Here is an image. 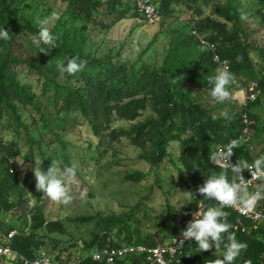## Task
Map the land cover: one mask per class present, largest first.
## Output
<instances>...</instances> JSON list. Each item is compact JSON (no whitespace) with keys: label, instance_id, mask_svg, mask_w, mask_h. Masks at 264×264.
<instances>
[{"label":"rangeland","instance_id":"374dc122","mask_svg":"<svg viewBox=\"0 0 264 264\" xmlns=\"http://www.w3.org/2000/svg\"><path fill=\"white\" fill-rule=\"evenodd\" d=\"M91 1L94 5L90 17L77 14L68 0H19L9 3L8 7L0 3V28H7L11 37L8 41L13 59L9 60V67L15 80L31 95L26 103L13 99L18 120L11 114L0 117V159L3 158L0 178L7 168L12 170L21 190L20 195L10 197L15 206L0 211V241L13 229L28 232L32 211L38 204L42 206L46 222L56 220L64 228L62 232H49L45 227L38 229L39 237L44 240L39 250L64 252L70 257L88 252L85 241L91 239L95 227L94 221H74L76 216L132 213L130 224L136 225L141 238L157 243L168 236L172 227L178 228L179 223L174 220L179 211L187 205L193 206L195 185L179 160V140L169 141L165 146L166 155L155 164L148 157L153 149L149 134L133 137L137 142L124 134L123 130L149 118L156 119L150 107L140 110L133 119L118 118L111 110L110 119L100 117L98 125H93L74 107L61 108L68 91L84 90L81 79L68 74L62 77L58 71L57 65L65 63L68 52L73 54L71 58L82 55L88 60H110L116 65H126L133 72L160 69L175 40L191 34L192 27L209 19L229 30L240 27L239 38L250 45L254 79L264 80V26L256 12L260 8L258 0H170L166 6L163 0H154L162 12L157 22L134 13L129 6L131 0L115 3L113 11L109 7V1L113 0ZM232 14H237V21L228 17ZM242 14L246 19L240 18ZM44 19L48 20L47 27L56 38V48L52 50L49 45L41 44L49 52H40L33 44L40 28L38 21ZM3 49L0 42V59ZM197 72L206 74L203 68ZM238 78L232 83V98L223 103L212 102L209 92L203 93L190 83L183 81L182 87L196 104L212 115L223 117L222 113L226 112L232 119L242 109L233 96H242L238 91L245 90L249 82ZM249 111L255 118H251L249 142L244 148L256 159L264 156V91L250 103ZM111 132L117 137L113 138ZM131 134L135 136V131L131 130ZM9 145H12V154L8 152ZM33 156L43 160L45 171L53 159L61 170L76 165V180L70 186L71 203L51 201L36 190L32 168L27 167L25 171L16 161L25 160V166L34 164ZM130 173L141 177L131 180L127 177ZM82 191L87 193L83 201ZM131 220H137L136 224ZM123 236L124 233L117 237L113 232L109 238L123 243ZM1 264L12 262L3 260ZM119 264L133 262L125 259Z\"/></svg>","mask_w":264,"mask_h":264},{"label":"trees","instance_id":"16d2710c","mask_svg":"<svg viewBox=\"0 0 264 264\" xmlns=\"http://www.w3.org/2000/svg\"><path fill=\"white\" fill-rule=\"evenodd\" d=\"M13 1L19 0H0V3L8 7ZM119 1H109L110 10L113 11L115 3ZM169 2L170 0H163L165 6ZM68 3L73 6L77 14L90 17L91 7L94 5L91 0H68ZM258 3L260 8L256 12L264 26V0H258ZM129 6L131 9V2ZM159 12L162 16L161 9ZM228 17L238 20L237 14ZM195 28L215 43L220 60L227 61V70L235 76V80H238V77H243L247 81L257 80L261 92L264 91L263 78L254 79V65L249 59L250 45L239 38L241 31L239 26L229 30L217 21L206 19L205 22H198ZM0 42L4 47L3 56L0 59V117L4 114H11L14 115L15 120H18L12 103L13 99L26 103L29 102L31 95L23 85L15 80L9 67V60L13 59L10 55V42L3 39H0ZM174 43L160 69H142L139 72H133L126 65H116L110 60H88L82 55L76 57L78 61H86V66L82 71L69 76L81 79L84 83V90L78 88L68 91L63 98L61 108L74 107L86 115L93 125H98L100 117L106 121L110 119L111 110H114L118 118L133 119L139 115L140 110L150 107V110L156 114V119L149 118L144 123L123 131L133 142H137L133 137L143 138L144 135L149 134V139L153 140V149L148 157L155 164L166 155L165 146L169 141L179 140L181 142L179 160L195 185V193L193 206L184 207L174 221L186 228L190 221L191 209L197 203L201 201L206 206L218 204L215 199H204L198 192V187L203 185L209 176L221 171L209 159L210 152L225 146L231 139L238 136L242 123L239 112H236V116L232 119L227 115L228 118L223 116L213 120V115L208 110L196 104L185 93L182 87L183 81L197 88L210 90L211 85L208 84V78L213 76L217 63L212 60L209 52L197 46L191 34L177 38ZM71 57L73 54L68 52L64 65ZM198 68H203L206 74L198 73ZM233 86V84L229 85V91ZM250 103H247L246 111L250 118H255L254 114L249 111ZM131 130L135 131V136H132ZM111 136L116 138L117 134L111 132ZM244 146L243 144L234 148L232 157L251 162L252 159ZM8 152L12 154V145H9ZM127 177L131 180H138L141 176L130 173ZM232 179L233 174L228 169V180ZM262 182L264 184V178ZM15 194H21L19 181L15 173L7 168L0 178V211H8L15 206V202L10 198ZM36 198L39 196L37 195ZM32 212L29 231L17 232L9 240L10 248L26 258H32L44 245V240L37 233L38 229L45 227L49 232H62L64 229L59 221H45L41 205L37 204ZM226 213L227 221L231 224L230 231L235 234L238 241L246 244V248L234 264H264V225L253 227L249 218L240 216L231 210H227ZM129 215H80L73 218L74 221L80 223L94 221L95 224L91 239L85 241L88 252L80 257L77 264H107L104 261L93 260L90 255L91 251L107 245L118 247L122 244L153 243L141 238L136 225L130 224L131 216ZM132 222L136 224L137 220ZM176 230L177 228L172 227L167 237ZM113 232L117 237L124 233L125 241L119 243L110 240L109 237ZM224 251L222 244L219 251H216L213 246L209 251L198 252L195 240L188 241L185 246L184 264H213L216 259L223 258ZM125 259L132 261L133 264H148L134 255L116 259L113 264H119Z\"/></svg>","mask_w":264,"mask_h":264},{"label":"clouds","instance_id":"9594fccd","mask_svg":"<svg viewBox=\"0 0 264 264\" xmlns=\"http://www.w3.org/2000/svg\"><path fill=\"white\" fill-rule=\"evenodd\" d=\"M242 20L246 19L245 15H241ZM40 28L38 35L33 37V44L39 48L40 52H49L56 48V38L47 27L48 20L38 21ZM0 39L9 40V32L7 28H0ZM41 44L49 45V49L40 47ZM215 59V57H214ZM239 59V58H238ZM86 66V61H78V58H70L67 64H58L57 68L61 76L65 74L75 75ZM235 81V76L227 69H217L215 76L208 78V84L211 85L209 96L212 102L223 103L232 98L229 91V85ZM222 115L225 118L227 113ZM218 117L213 115L212 119ZM238 147L237 140H231L227 145L211 151L209 159L216 164L221 171L218 174L209 176L203 185L198 187V192L204 199H215L219 207H209L206 210L199 208L198 211L191 213L192 219L188 221L186 229L181 232V239L178 241L184 245L185 240H195L198 252L209 251L215 246L216 251L220 250L224 245V253L222 259H216L213 264H234L240 253L246 248V244L238 241L234 233L230 231L231 224L227 221V213L223 211L226 207L236 208L242 214L251 211L255 204L264 199V190L255 192L249 191V184L241 174L244 169L251 172V179L264 178V156L256 158L251 164L246 160H238L237 163L231 162L234 154L233 149ZM34 164L25 166V160L16 161L27 171V167H31L36 181V190L42 192L44 196L51 201L69 204L72 202L71 185L75 183L77 167L75 164L65 167L61 170L57 166V162L53 159L52 164L45 171L42 167L43 160L33 156ZM228 169L233 174V179L228 180ZM87 193L82 191L80 199L86 200ZM107 254V253H105ZM93 260H99V255H93ZM111 264V260L108 261Z\"/></svg>","mask_w":264,"mask_h":264},{"label":"built area","instance_id":"2783aa9c","mask_svg":"<svg viewBox=\"0 0 264 264\" xmlns=\"http://www.w3.org/2000/svg\"><path fill=\"white\" fill-rule=\"evenodd\" d=\"M131 6V10L133 12L139 14L148 21L157 22L162 17L159 12V7L157 3L154 2V0H131ZM190 32L194 40L196 41L197 46L201 50L209 52L211 54L212 60L216 62L217 65L223 67L224 69H227V61L220 60L215 43L210 41L207 38L206 34L198 31L195 26L192 27ZM245 90L244 88H242L240 91H238L242 93V98L237 95L233 96V100L239 101L242 108L239 112L240 121L242 123L241 131L238 136L231 139L237 140L238 145H245L249 142L252 121L246 111V105L247 103L254 101L258 94H260L261 92L257 80L249 81L246 85ZM237 159L238 158L231 157V162L235 164L238 161ZM248 163L251 164L252 162ZM241 174L248 182L250 192L264 190V184L262 182L263 178L250 180L252 177L251 172L248 169H244ZM209 207H219V204L206 206L201 202L197 203L191 209L190 220L193 218L191 213L198 211L199 208L206 210ZM227 210L234 211L240 216L249 218L253 223V227L264 225V199H260L255 204L254 208L247 214H242L236 208L226 207L223 209L225 213ZM184 229L186 228L178 225L177 230L161 242H153L151 244H122L118 247H111L107 245L101 249L91 251L90 255H99L100 259L98 261H104L107 264L109 260H111V264H113L116 259H123L125 257L133 255L139 257L141 260L147 262L148 264H184L186 257L185 246L188 241L185 240L184 245H181L178 242L182 238L181 232ZM17 232L18 231L16 229L10 230L7 236L0 241V264L3 263V260L12 262V264H77L81 257H70L64 252H47L43 250H38L32 258L23 257L13 251L9 246L10 238Z\"/></svg>","mask_w":264,"mask_h":264},{"label":"crops","instance_id":"0c3cea01","mask_svg":"<svg viewBox=\"0 0 264 264\" xmlns=\"http://www.w3.org/2000/svg\"><path fill=\"white\" fill-rule=\"evenodd\" d=\"M217 69H219V68H215V70H214V72H217ZM222 69V68H221ZM213 76H215V75H213ZM196 88V87H195ZM199 89V91H204L203 93H207V92H209V90H207V89H200V88H198ZM242 88H240V90H241ZM239 90V91H240ZM248 155L251 157V159H253V160H251V162H253L255 159H254V157H253V155L248 151Z\"/></svg>","mask_w":264,"mask_h":264},{"label":"bare ground","instance_id":"6f19581e","mask_svg":"<svg viewBox=\"0 0 264 264\" xmlns=\"http://www.w3.org/2000/svg\"><path fill=\"white\" fill-rule=\"evenodd\" d=\"M241 95H242V93H241ZM240 98H242V96H240Z\"/></svg>","mask_w":264,"mask_h":264}]
</instances>
